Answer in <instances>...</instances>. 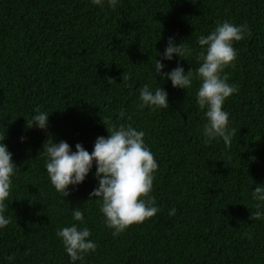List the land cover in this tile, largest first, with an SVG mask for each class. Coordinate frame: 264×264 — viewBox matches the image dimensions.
Returning <instances> with one entry per match:
<instances>
[{
	"label": "trees",
	"instance_id": "obj_1",
	"mask_svg": "<svg viewBox=\"0 0 264 264\" xmlns=\"http://www.w3.org/2000/svg\"><path fill=\"white\" fill-rule=\"evenodd\" d=\"M225 20L250 32L234 42V67L222 73L239 88L223 106L236 129L230 148L219 138L205 143L206 109L196 102L198 57L206 50L198 38ZM169 37L192 49L188 60L163 58ZM156 59L165 72L178 64L191 69L192 87L157 76ZM144 84L153 92L163 87L169 107L140 109ZM37 107L50 114L47 130L26 129ZM101 117L143 131L158 163L151 195L160 210L119 235L105 223L101 198H90L95 164L66 198L38 155L49 137L91 152L98 136L109 135ZM0 135L18 166L5 201L11 223L0 228V264H73L56 234L73 224L88 227L97 244L75 264H264V219H249L258 203L252 192L264 185V0H117L115 10L107 0L103 7L0 0ZM76 208L83 222L73 219Z\"/></svg>",
	"mask_w": 264,
	"mask_h": 264
},
{
	"label": "clouds",
	"instance_id": "obj_2",
	"mask_svg": "<svg viewBox=\"0 0 264 264\" xmlns=\"http://www.w3.org/2000/svg\"><path fill=\"white\" fill-rule=\"evenodd\" d=\"M105 0H92L94 5L104 6ZM107 4L115 10L117 0H107ZM245 33L250 34L247 24L236 26L225 20L217 22L215 29L207 36H200L198 43L201 51L198 60L201 61L196 69V75L201 84L196 93L197 104L204 111L206 123L203 125L205 143L210 144L214 139H222L226 147L230 148L236 129L230 127L229 113L223 109L224 103L234 93L239 91L237 85L229 84L227 75H222L229 65L234 67L237 52L233 47L234 42L244 38ZM192 49L184 42L177 44L174 37H169L168 44L163 52V58L172 60L174 55L187 59ZM188 60V59H187ZM155 73L166 80H171L173 87L190 89L193 83V73L187 72L181 65L165 72L166 65L160 60L155 61ZM109 82L113 78H108ZM130 79L126 72L122 74V81ZM140 109L146 106L153 110L169 107L168 93L163 87L153 92L148 84L140 89ZM36 114L26 118V129L38 127L47 130L49 115L35 109ZM124 111L120 117H124ZM108 136H98L91 152L85 149L82 143H77L76 151L64 140L58 143L50 138L44 142L41 152L46 157L45 166L50 181L57 192L64 197L70 195L69 186L83 183L91 172L94 164L95 177L98 186L90 194V198L99 197L100 211L105 217L107 227L114 229L113 235H119L133 224H140L155 216L160 210L156 206V198L151 195L153 190L154 173L158 163L154 154L144 141L145 133L137 130L132 124L121 123L109 126V122L102 118ZM131 120V116L128 117ZM6 135H0V228H5L11 223V218H6L8 205L5 201L10 196L12 178L16 175L18 166L13 160V153L4 143ZM22 141L25 137L21 138ZM252 198L258 203L257 210H251L250 220L264 219V185H258L252 192ZM176 214V209L169 211L170 216ZM75 221L83 222L84 214L76 208L72 213ZM57 236L62 240L66 252L73 264L83 261L86 254L95 252L97 244L90 240L91 230L82 229L78 225L66 226L57 230ZM251 239L250 233H244ZM14 256H9L13 260Z\"/></svg>",
	"mask_w": 264,
	"mask_h": 264
}]
</instances>
